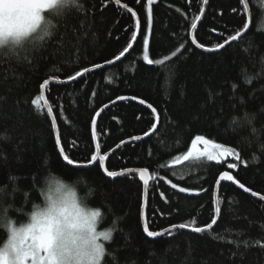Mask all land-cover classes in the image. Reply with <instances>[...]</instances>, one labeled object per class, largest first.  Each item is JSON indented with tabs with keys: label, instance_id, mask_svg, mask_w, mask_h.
<instances>
[{
	"label": "trees",
	"instance_id": "obj_1",
	"mask_svg": "<svg viewBox=\"0 0 264 264\" xmlns=\"http://www.w3.org/2000/svg\"><path fill=\"white\" fill-rule=\"evenodd\" d=\"M79 2L83 13L73 9L61 18L49 17L58 25L51 29V38L26 43L17 49L19 56L7 47L0 50V246L9 238V221L25 224L34 205H47L55 175L62 178L58 182H68L87 206L101 211L100 227L112 232L102 264H264V200L236 184L220 186L221 212L211 230L173 229L153 239L144 231L145 186L139 175L110 178L101 161L82 167L97 154L91 121L108 105L96 123L100 151L105 155L120 145L107 158L109 171L149 169V230L211 223L216 218V182L224 171L264 196V0H248L250 29L216 51L207 49L243 29L247 16L242 0H208L195 31L206 50L193 42L191 28L203 13V0H154L150 32L147 0H120L137 13L140 31L133 49L109 66L108 61L133 44L137 18L115 0ZM145 38L154 61L171 56L181 44L184 48L166 66L148 64L143 60ZM97 64L102 67L95 68ZM83 68L90 71L68 82ZM249 77L251 83L246 84ZM45 79L58 81L46 86V97L64 153L80 167L68 165L60 152L42 96ZM39 96L42 99L34 104ZM149 104L157 110L159 124L145 137L157 123ZM245 113L254 117L251 123ZM201 134L234 148L247 166L229 169L228 164H239L235 157L171 165ZM135 136L142 139L132 140ZM181 187L199 194L181 192ZM245 240L247 245L234 243Z\"/></svg>",
	"mask_w": 264,
	"mask_h": 264
},
{
	"label": "snow or ice",
	"instance_id": "obj_2",
	"mask_svg": "<svg viewBox=\"0 0 264 264\" xmlns=\"http://www.w3.org/2000/svg\"><path fill=\"white\" fill-rule=\"evenodd\" d=\"M118 4L120 0H115ZM208 0H203L204 4H207ZM154 0H147V14H146V31L150 32L152 26V5ZM242 8L245 9V15L247 16L246 22L242 30H236L235 34L226 37L223 43L217 44L215 49H207L209 51H216L223 49L225 45H231L232 42H236L241 39L245 33L248 31L250 24V14L247 13L248 3L247 0H242ZM79 10L84 12L83 5L79 0H0V50L7 47L13 55L19 56L18 48H23L26 43L35 44V40L38 38L41 42L45 38H51L53 31L51 29L58 27L54 24L50 16H56L57 18L63 17L69 10ZM197 20L200 17H196ZM137 28L140 26V21L137 19L135 21ZM191 28L196 29L197 24L195 22L191 23ZM215 31V30H214ZM135 40V34L132 37ZM193 41H195V36H193ZM132 47L129 43L122 51L115 56V60L119 61L121 57H124L125 53ZM199 47L205 48V45L200 44ZM184 45L181 44L175 51L171 53V56H164L163 59L152 60L149 58L148 54V39H144V55L143 60L148 64L165 65L166 62L171 58L176 57L178 53L182 51ZM26 51V50H25ZM27 59V57H25ZM264 59V58H262ZM112 63V61H108ZM95 68H100L102 65L97 64ZM90 71L89 68H83L82 71H77L74 76H69L68 81L74 80L77 77H81ZM61 83H66V81H59ZM246 84L251 83V78L245 80ZM49 85V80H43L41 84V89ZM237 86L233 85L235 90ZM42 99V96L36 98L33 101L34 104L38 100ZM117 99L126 100L128 97H118ZM135 100L136 97H131ZM141 103H145L143 100ZM108 105H104L99 111L96 112V116H100V112ZM148 107L153 113L157 110L149 104ZM48 112L51 113V107L48 108ZM159 116L157 114L156 120L158 121ZM238 118H233L235 122ZM254 117L249 118L248 114L245 113V120L251 123ZM53 126L55 127V118L53 117ZM157 124L152 125V130H155ZM91 130L93 137L96 136L97 125L96 120L91 121ZM253 133L256 129L253 127ZM144 136L150 135V132H145ZM132 140H141V136H135L131 138ZM56 141L60 143V136L57 132ZM122 144L124 142H121ZM203 143L204 145H210V148L205 147L202 150L198 148V144ZM120 145H117L119 147ZM264 147V146H262ZM95 150L99 153L100 144L95 145ZM60 152H64V148H60ZM234 156L238 163L228 164L229 169H238L240 164L247 166V161L243 160L238 151L234 148L227 147L222 144H218L215 141L208 140L205 136L196 135L191 141L190 149L182 156L183 161H195L200 162L202 157H206L207 160H216L220 157ZM67 161L68 165H73L77 163L75 160L69 159L67 155L63 157ZM100 160H105L106 157L100 156ZM181 157H177L180 160ZM257 157L253 156V160ZM97 160V155H91L88 163H92ZM104 171L108 177H117L119 175L128 174L132 175L134 173L139 174V180L143 182L145 186V196L147 195V186L149 185L152 176H150L149 169H126L124 172L109 171L105 166ZM175 175V173H173ZM15 179V178H13ZM35 180V178H33ZM220 181H234L239 188L243 189L245 192L251 193L254 197H259L264 200V196L260 193L253 191V189L248 188L245 184L237 180L230 171H224L219 175L217 184ZM56 183H59L56 181ZM172 188H177L178 185L173 184L168 181ZM64 185L60 184L59 189H62ZM181 192H191L193 194H199L198 191L189 188H179ZM75 194L73 193V196ZM47 205L45 207H40L39 205H34L35 211L30 214V223L27 225H22L17 227L14 221H9L6 226V230L9 232V238L0 246V264H102V261L107 254L105 243L109 242L112 238L111 231H98L97 230V218H99L102 213L99 209L86 210L82 207L75 199L71 200V212H66L62 209L56 201H54L51 195L47 196ZM221 212L220 207H216L214 218L211 223L204 227H193L192 230L201 233L206 230H211L216 224L219 218V213ZM195 224V221H193ZM189 224H179L173 225L169 229L163 231H151L148 228L147 222L144 224V231L149 237H159L163 236L165 233H171L173 229L189 228ZM264 227V225H262ZM102 238V240H101ZM222 238V237H221ZM234 243H243L247 245L249 242L245 241H234ZM259 243V241H256Z\"/></svg>",
	"mask_w": 264,
	"mask_h": 264
},
{
	"label": "water",
	"instance_id": "obj_3",
	"mask_svg": "<svg viewBox=\"0 0 264 264\" xmlns=\"http://www.w3.org/2000/svg\"><path fill=\"white\" fill-rule=\"evenodd\" d=\"M247 3H248V9H247V11H248V14H250V24H249V28H248V30H249L250 27H251V8H250V5H249L248 0H247ZM118 4L121 5L123 8H125V9L130 10L131 12H133V14H135L136 18L139 19L137 13H136L134 10H132L131 8L127 7L126 5H124V4L120 3V2H119ZM207 7H208V2H207V4H205V7H204V10H203V13H202V15L200 16V19H199L198 22H197V27H198L199 24L201 23V21H202L204 15H205V13H206ZM139 21H140V20H139ZM196 29H197V28H196ZM196 29H193V31H192V39H193V36H195V31H196ZM139 31H140V26H139V28H138V31H137V34H136L135 40H134V42H133V44H132V47L128 50V52L125 53L124 57H125V56H126V55H127L132 49H133V47H134V45H135V43H136V41H137V39H138ZM246 33H247V32H246ZM246 33H245V34H246ZM193 42L199 47V44H198L196 38H195V41H193ZM225 46H226V45H225ZM200 48H201V47H200ZM201 49L206 50L205 48H201ZM124 57H121V59H123ZM121 59H120V60H121ZM120 60H119V61H120ZM116 62H118V61L115 60V61H113L112 63L107 64L106 66L112 65V64H114V63H116ZM84 75H85V74H83L82 76H84ZM82 76H81V77H82ZM81 77H77V78L74 79V80H77L78 78H81ZM71 81H73V80H71ZM51 82H58V81H55V80H49V83H51ZM68 82H70V81H68ZM42 96H43V98H44V101H45V104H46L47 108L51 107L50 104H49V102H48V100H47V97H46V87L42 89ZM100 113H101V112H100ZM155 114H156V116H157L158 113L156 112ZM51 115H52V118H53V117H54L53 112H51ZM158 116H159V115H158ZM54 118H55V117H54ZM98 118H99V117L96 116V118H95L96 123H97ZM156 124H157L156 129H155V130H152V131L150 132V135H152L153 133H155V131L157 130V128H158V124H159V119H158V121H157ZM57 132L59 133V130H58L57 122H56V120H55V133L57 134ZM150 135H148V136H150ZM148 136H145V137H148ZM94 138H95V142H96V144L99 143V141H98V136H97V131H96V136H95ZM58 144H59V148H61V147H62L61 142L58 143ZM121 145H122V144H121ZM117 149H118V147L115 148L114 150H112L111 152L105 154V155H102V154H101V151L99 150V153L96 154V155H97V160L94 161V162H92L91 164L82 165V167L92 166V165H94L95 163H97L98 161H101L102 168H103V171H104V167H105V166L107 167V164H106V163H107V158H108V156H109L111 153H113L114 151H116ZM61 153H62V155H63V157H64V156H65V153H64V152H61ZM100 156H104V157H106V159H105V160H100V159H99ZM73 165L80 167V165H76V164H73ZM104 173L106 174L105 171H104ZM134 174L139 175L138 173H134ZM148 174L151 176L150 172H149ZM106 175H107V174H106ZM110 178H113V177H110ZM224 182H231V183L236 184L234 181H220L219 184H217L216 191H215L216 207H218V192H219L220 186H221L222 183H224ZM150 183H151V180H150V182H149V185H150ZM149 185L147 186V195L145 196L144 205H143V223H144V224H145V222H147V219H146V206H147V198H148V189H149ZM236 185H237V184H236ZM237 186H239V185H237ZM217 221H218V219H217ZM216 223H217V222H216ZM176 229H180V228H176ZM183 230L193 231L192 228H185V229H183ZM194 232H195V231H194ZM150 238L155 239V238H158V237H150Z\"/></svg>",
	"mask_w": 264,
	"mask_h": 264
},
{
	"label": "rangeland",
	"instance_id": "obj_4",
	"mask_svg": "<svg viewBox=\"0 0 264 264\" xmlns=\"http://www.w3.org/2000/svg\"><path fill=\"white\" fill-rule=\"evenodd\" d=\"M148 42H149V39H148ZM148 54H149V51H148ZM202 136H205L208 140H211V141H214V140H212L211 138H209L208 136H206V135H204V134H201ZM216 142V141H215ZM216 143H218V142H216ZM218 144H222V143H218ZM222 145H225V144H222ZM225 146H227V145H225ZM205 147H208V148H210V145H204L203 143H200V144H198V148L199 149H203V148H205ZM227 147H230V146H227ZM232 148V147H231ZM187 152V151H186ZM186 152H184V153H182V154H180V155H178V156H176L175 158H173L172 160H171V165H179V164H182V163H184V162H186V161H183V159H182V156L186 153ZM177 157H181V159L180 160H177ZM230 157H234V156H225V157H220V158H218V159H216V160H212V161H216V162H221V161H223V160H226V159H228V158H230ZM202 158H206V157H202ZM207 159V158H206ZM60 184H62V185H64V187L61 189V191L64 193V195L66 196V197H68V199L71 201L72 199H75L82 207H84L86 210H95V209H92V208H90L89 206H87L86 204H85V202H83L82 201V199H80V197L78 196V194H77V192L75 191V189L71 186V185H69L68 183H62V182H59V183H56V186L57 187H59V185ZM52 187H53V184L51 185V188H50V190H49V192H48V195H51V190H52ZM73 193L75 194L74 196H73ZM100 221H101V216L99 217V218H97V230L98 231H101V230H103V231H111V230H109V229H103V228H101L100 227ZM26 223H30V219L28 220V222H26ZM101 240H102V238H101ZM105 243V245H106V243L107 242H104Z\"/></svg>",
	"mask_w": 264,
	"mask_h": 264
},
{
	"label": "clouds",
	"instance_id": "obj_5",
	"mask_svg": "<svg viewBox=\"0 0 264 264\" xmlns=\"http://www.w3.org/2000/svg\"><path fill=\"white\" fill-rule=\"evenodd\" d=\"M62 178L53 176V187L51 190V197L54 201L57 202V204L64 209L66 212H71V201L64 195V193L59 189V187L56 186V181L61 180ZM68 183V182H64ZM28 223L16 225L17 227H20L22 225H27Z\"/></svg>",
	"mask_w": 264,
	"mask_h": 264
}]
</instances>
